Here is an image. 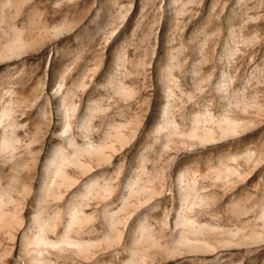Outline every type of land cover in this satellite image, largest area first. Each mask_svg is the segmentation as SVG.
Masks as SVG:
<instances>
[{
  "label": "rangeland",
  "instance_id": "374dc122",
  "mask_svg": "<svg viewBox=\"0 0 264 264\" xmlns=\"http://www.w3.org/2000/svg\"><path fill=\"white\" fill-rule=\"evenodd\" d=\"M0 203V264H264V0H0Z\"/></svg>",
  "mask_w": 264,
  "mask_h": 264
},
{
  "label": "bare ground",
  "instance_id": "6f19581e",
  "mask_svg": "<svg viewBox=\"0 0 264 264\" xmlns=\"http://www.w3.org/2000/svg\"><path fill=\"white\" fill-rule=\"evenodd\" d=\"M7 142V141H6ZM5 204V203H4ZM4 209H2L1 207V203H0V223L2 222V220L4 219ZM6 215V214H5ZM75 216V214H74ZM8 219V217H7ZM15 219V218H14ZM73 220V219H72ZM38 226V230L37 232L33 235V236H28L25 235V241L26 244L31 245L33 244L34 246V250L36 253V258L33 259L32 264H48L47 262H45L46 260L41 259V255H42V251H44V249L42 250L43 246L45 245H49L52 247H58L61 246L63 244H68L70 243V241L66 240V239H62V240H57L54 241L52 239H49L48 237H46L43 233V231L45 230L44 228H46L44 222H40L39 219L35 220ZM74 222V221H73ZM4 223V222H3ZM48 224V223H47ZM49 225V224H48ZM70 225V224H69ZM5 226V225H4ZM46 231V230H45ZM24 241V240H22ZM82 247V246H81ZM46 250V249H45ZM45 254V253H44ZM51 260V259H50ZM49 262V261H48Z\"/></svg>",
  "mask_w": 264,
  "mask_h": 264
}]
</instances>
